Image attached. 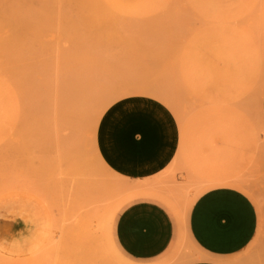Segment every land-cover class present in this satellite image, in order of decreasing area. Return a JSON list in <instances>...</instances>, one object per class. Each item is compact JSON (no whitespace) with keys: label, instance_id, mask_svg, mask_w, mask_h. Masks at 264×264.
Returning <instances> with one entry per match:
<instances>
[{"label":"rangeland","instance_id":"rangeland-1","mask_svg":"<svg viewBox=\"0 0 264 264\" xmlns=\"http://www.w3.org/2000/svg\"><path fill=\"white\" fill-rule=\"evenodd\" d=\"M137 102L165 109L178 134L175 161L150 181L123 177L100 153L106 123L111 143L133 118L140 130ZM120 160L128 173L141 166ZM215 187L245 193L259 214L228 264H264V0H0V264L203 259L188 213L192 204L198 235ZM231 193L233 222L199 237L218 250L251 231V209ZM141 201L176 224L161 258L120 243V217Z\"/></svg>","mask_w":264,"mask_h":264},{"label":"crops","instance_id":"crops-1","mask_svg":"<svg viewBox=\"0 0 264 264\" xmlns=\"http://www.w3.org/2000/svg\"><path fill=\"white\" fill-rule=\"evenodd\" d=\"M139 104L146 108L142 110V117H140V130L130 129V127H137V123H134L137 121L133 118L134 122L130 124L129 129L127 128L128 124H123L120 129L116 130L115 139L111 143V124L106 123L104 129L101 130L100 153L114 169L106 165L123 177L150 181L162 175L175 161L178 134L172 117L165 109L164 111L155 104H143L141 102ZM115 124L118 125L119 123ZM116 127L118 128V126ZM135 132H139V135ZM120 159H140L138 162L141 163V166L136 168L137 170H133V174L128 173L125 172L129 171L128 168ZM227 191L240 196L242 201L251 209L253 215L251 231L248 237L236 248L218 250L200 240L199 237L206 239L213 234L218 236L225 230L229 222L235 219L233 214L227 211L226 201L222 197ZM203 194L205 196L202 198L203 204L208 209L204 210L205 217L203 220H207V222L204 223L200 219V223L196 227L198 232L196 235L191 227V204L187 228L194 243L205 254V258L197 257L193 261H182L178 264H228L234 256L244 251L252 243L257 234L259 214L254 202L248 195L228 187L211 188L204 191ZM180 224L182 226V223ZM118 237L125 251L132 257L138 259L161 258L173 248L176 238V224L163 205L153 201H141L130 206L121 215ZM113 242L115 247L123 253L116 243L114 234Z\"/></svg>","mask_w":264,"mask_h":264},{"label":"bare ground","instance_id":"bare-ground-1","mask_svg":"<svg viewBox=\"0 0 264 264\" xmlns=\"http://www.w3.org/2000/svg\"><path fill=\"white\" fill-rule=\"evenodd\" d=\"M75 113L77 114V112H75ZM200 198H201V197H200ZM196 200H197V199H196ZM242 202H243V201H242ZM198 205H199V204H198ZM195 207H196V206H195ZM197 207H198V206H197ZM234 217H235V216H234ZM209 219H211V218H209ZM235 221H236V220H235ZM232 222H233V221H232ZM232 222H231V223H232ZM239 222H240V220H239ZM231 223H230V225H231ZM236 224H237V223H236ZM243 224H244V223H243ZM233 225H235V224H233ZM232 227H233V226H232ZM235 227H236V226H235ZM235 227H234V228H235ZM237 227H238V226H237ZM239 227H240V226H239ZM227 229H229V228H227ZM229 230H230V229H229ZM231 230H232V229H231ZM232 231H233V230H232ZM234 232H235V231H234ZM232 234H233V233H232ZM222 249H223V248H222ZM229 249H230V248H229Z\"/></svg>","mask_w":264,"mask_h":264}]
</instances>
